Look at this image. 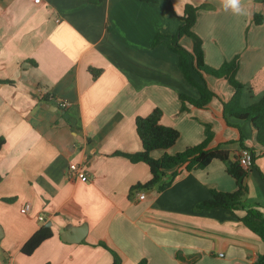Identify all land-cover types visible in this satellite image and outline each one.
Instances as JSON below:
<instances>
[{
	"label": "crops",
	"instance_id": "obj_1",
	"mask_svg": "<svg viewBox=\"0 0 264 264\" xmlns=\"http://www.w3.org/2000/svg\"><path fill=\"white\" fill-rule=\"evenodd\" d=\"M187 3L204 5L192 27L203 61L219 67L239 55L241 104L264 96V23L252 20L263 0H242L247 15L226 11L222 0H0V264H111V250L123 264H254L263 254L242 212L197 207L210 189L237 188L227 162L253 149L245 201L264 206V146L250 121L225 118L223 101L235 91L227 79L192 69L217 96L206 108L181 110L179 93L196 98L198 90L177 54L152 43L157 33L177 32ZM180 43L193 51L191 36ZM156 107L161 123L180 132L167 152L200 143L209 125L208 146L227 147L229 160L183 168L163 190L135 188L150 180L149 166L116 152L142 149L136 117ZM71 162L89 179L69 176ZM48 222L52 236L23 253Z\"/></svg>",
	"mask_w": 264,
	"mask_h": 264
},
{
	"label": "trees",
	"instance_id": "obj_2",
	"mask_svg": "<svg viewBox=\"0 0 264 264\" xmlns=\"http://www.w3.org/2000/svg\"><path fill=\"white\" fill-rule=\"evenodd\" d=\"M203 6V4L196 5L187 3L181 15L184 22L180 25L177 32L172 35L157 33L152 44L164 43L170 50L175 52L178 56L179 68L183 72L186 80L198 90L199 96L196 98L188 96L185 93H179L181 110H188V104L198 108H206L212 99L217 96L207 86L205 81L198 80L192 74V69L201 76L205 73L217 78L227 79L235 88V91L229 100L223 101L225 118L229 123L230 116L238 120L250 121L256 129L257 141L264 146V96L247 106L241 104L243 84L235 76L239 67V55L224 61L219 67H212L203 61L201 39L192 30L196 21L197 12ZM252 20L256 25L264 23V10L262 12H255ZM183 35L191 36L194 39L193 51H189L180 43V38ZM165 36H168V38H165ZM91 71L94 76L100 72L99 69L93 68ZM45 98L43 97V99ZM162 114L163 111L156 107L148 115L136 117V130L142 142V149L140 151L116 152V154L125 155L133 162H145L149 166L151 172L150 180L146 183H138L135 188L157 186L158 190H163L171 184L175 176L183 168L192 170L193 168H203L213 160H223L226 162L229 160L230 149L222 146H208L213 135V131L209 125L205 126V138L200 143L189 146L174 154L167 152L166 150L176 143L180 132L175 127L161 123ZM4 141V137H0V146ZM238 141L244 147L245 136L242 132ZM232 142L234 141L229 140L226 144ZM244 148L250 150L248 147ZM157 149H162L164 152L160 157L156 158L151 155V152ZM250 153L249 167H244L239 158L233 162H227L226 171L235 179L237 188L234 191L210 189V198L199 203L197 207L199 209L224 207L234 212H242L238 216V219L250 230L257 233L264 241V206L258 202L251 203L245 201V194L248 191L246 184L248 171L251 168H257L256 159L258 158V154L254 152V149L250 150ZM52 234L53 232L50 226H41L23 245L22 252L27 255L32 254ZM111 253L113 255L111 264H123L117 252L111 250ZM137 264H147V260L141 259ZM254 264H264V252Z\"/></svg>",
	"mask_w": 264,
	"mask_h": 264
},
{
	"label": "built area",
	"instance_id": "obj_3",
	"mask_svg": "<svg viewBox=\"0 0 264 264\" xmlns=\"http://www.w3.org/2000/svg\"><path fill=\"white\" fill-rule=\"evenodd\" d=\"M35 1L38 2L39 0H35ZM58 102H59V105L62 106V107H67V106H69L71 104L70 101L64 100V99L63 100L62 99H58ZM239 159H240V162H241V164L243 166L249 167V164H250V156H249V154L245 153V154L241 155L239 157ZM67 173H68L69 176L76 177V178L81 179L83 181H86V180L89 179V175H88L86 169L83 166H81L80 164L76 163V162H71L69 164ZM144 196H145L144 192L139 194L140 198H143ZM29 209H30V203L27 202L21 210H22V212H27V211H29ZM39 219L43 220V216L40 215Z\"/></svg>",
	"mask_w": 264,
	"mask_h": 264
},
{
	"label": "clouds",
	"instance_id": "obj_4",
	"mask_svg": "<svg viewBox=\"0 0 264 264\" xmlns=\"http://www.w3.org/2000/svg\"><path fill=\"white\" fill-rule=\"evenodd\" d=\"M224 9L231 10L235 15H247V11L242 4V0H222Z\"/></svg>",
	"mask_w": 264,
	"mask_h": 264
},
{
	"label": "rangeland",
	"instance_id": "obj_5",
	"mask_svg": "<svg viewBox=\"0 0 264 264\" xmlns=\"http://www.w3.org/2000/svg\"><path fill=\"white\" fill-rule=\"evenodd\" d=\"M224 145H225V146H231L232 143H229V144H226V143H225ZM247 193H248V192H247ZM247 193H246V194H247ZM246 194H245V196H246Z\"/></svg>",
	"mask_w": 264,
	"mask_h": 264
},
{
	"label": "water",
	"instance_id": "obj_6",
	"mask_svg": "<svg viewBox=\"0 0 264 264\" xmlns=\"http://www.w3.org/2000/svg\"><path fill=\"white\" fill-rule=\"evenodd\" d=\"M50 224H51V222H48V223L46 224V226H49ZM66 228H68V226H67Z\"/></svg>",
	"mask_w": 264,
	"mask_h": 264
}]
</instances>
